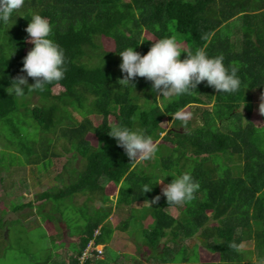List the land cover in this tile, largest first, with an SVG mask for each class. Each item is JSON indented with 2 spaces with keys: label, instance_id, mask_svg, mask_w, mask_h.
<instances>
[{
  "label": "trees",
  "instance_id": "obj_1",
  "mask_svg": "<svg viewBox=\"0 0 264 264\" xmlns=\"http://www.w3.org/2000/svg\"><path fill=\"white\" fill-rule=\"evenodd\" d=\"M34 12L52 25L51 38L65 51L66 72L62 80L43 89L25 88V96L17 97L10 94V85L16 77L26 76L21 72L23 57L33 45L25 29ZM176 33L191 36L188 51L202 48L210 56H222L226 67H237L239 90L219 94L201 83L190 94L174 95L161 106L145 78L137 77L133 84L118 82L124 76L118 52L134 47L143 55L154 41ZM28 83L34 80L28 78ZM256 91L264 94V0H25L8 24L0 23V138L5 124L10 126V145L35 166L62 156L51 150L53 137L38 145L23 132L14 115L25 112L49 135L64 138L67 151L84 161L79 169L67 160L62 178L68 176L70 183L56 199L90 192L104 201L94 208L67 264H80L91 239L110 244L115 231L108 220L112 207L105 204L110 201V184L119 187L118 207L138 206L143 216L145 210L152 212L149 226L136 229L147 253L145 264L197 263L200 246L220 258L200 264H244L248 241L264 253V125L251 119ZM32 96L40 98L37 104H31ZM186 108L190 109L186 122L175 120L169 130L163 126ZM92 114L102 117L98 125ZM113 126L143 129L154 144L162 139L161 145L169 150L161 165L171 175L191 171L200 187L195 199L183 205L181 217L166 210L171 205L164 198L151 204L160 195L156 179L117 146L109 135ZM90 134L97 138L96 145ZM47 173L34 172V179L42 182L51 175ZM145 185L152 190L143 193ZM37 196L14 209L33 208L40 201V212L54 199L50 188ZM130 226L126 220L119 228L128 231ZM232 243L242 251L231 248ZM94 254L83 264H106L108 255Z\"/></svg>",
  "mask_w": 264,
  "mask_h": 264
},
{
  "label": "rangeland",
  "instance_id": "obj_2",
  "mask_svg": "<svg viewBox=\"0 0 264 264\" xmlns=\"http://www.w3.org/2000/svg\"><path fill=\"white\" fill-rule=\"evenodd\" d=\"M173 38L176 40L181 53L188 51L192 46V39L189 34L176 33ZM173 96L162 97L157 94L156 98L159 104L163 106ZM254 96L255 107L251 119L257 125L263 126L264 114L260 112V104L264 102L262 99L264 94L256 91ZM39 100L38 96L30 98L32 105L37 104ZM64 109L67 108L64 107ZM183 113L187 118L190 117L189 108L183 110ZM76 116L78 117V115ZM14 118V121L21 125L23 132L38 145L50 143L53 137L54 142L51 150L62 156L55 160L49 159L46 162H40L39 165L35 166L34 163L28 161L29 158L26 155L18 153L17 146L10 145L9 136L13 134V131L10 126L5 124L3 136L0 138V264H67L65 262L76 254L75 251L80 245V235L84 232L90 218L94 217V208L104 202L103 198L88 192L84 195L82 193L76 194L66 199H56L57 192L63 190L70 183V180L67 179L68 176L64 181L62 178L66 173L64 166L67 160L71 159V165L79 169L83 168L84 161L80 156L75 157L74 151H67L66 148H69V144L64 138L54 134H50V136L25 112L14 115ZM90 118L96 125L102 120L101 116L95 114L90 115ZM0 122L2 121L0 120ZM169 124L172 128V120L166 121L163 126L169 130ZM1 125L3 126V124ZM182 128L184 127L182 126ZM55 134H60V132ZM164 135L165 133L162 134V136ZM90 139L95 145L97 144V138L93 134H90ZM162 142L163 140L160 139L155 143L157 150L150 159L139 162L138 169H142L155 177L160 190V197L166 199L161 190L171 182L172 176H170L171 172L163 169L161 165V157L167 154L169 150L161 145ZM164 144L169 147L172 146L170 142H164ZM71 165L69 167H72ZM49 171L51 175L47 176L46 180L38 182L34 179V172H41L42 175H45ZM3 178L4 181H1ZM160 180L163 182L158 183ZM49 188L54 199L50 200V203H45L40 212L38 207L42 203L40 201L34 202L33 208L14 209L15 205L38 200L37 194ZM118 191L119 187L113 184L107 187L110 201L105 204L112 207L108 220L115 231L110 244L105 245L103 253L98 258H104L108 255L106 264H145L147 253L145 247L141 245L142 242L137 236L136 231L138 230L136 229L142 225L143 228L149 226L152 221V212L145 210V216H143V212L139 211L141 208L138 206L118 207ZM182 207L183 205H171L166 207V210L175 217H181ZM126 220H129L131 226L128 231H123L119 226ZM134 226L135 228H133ZM191 242L192 240L188 239L186 244L189 245ZM244 248L248 258L244 264H251L250 260L264 259V253L255 246L254 241L246 242ZM105 250L108 253L106 255H104ZM198 250L199 261L197 263L219 262L218 254H212L202 246ZM197 263L191 262L190 264Z\"/></svg>",
  "mask_w": 264,
  "mask_h": 264
},
{
  "label": "clouds",
  "instance_id": "obj_3",
  "mask_svg": "<svg viewBox=\"0 0 264 264\" xmlns=\"http://www.w3.org/2000/svg\"><path fill=\"white\" fill-rule=\"evenodd\" d=\"M24 3L25 0H0V23L8 24L12 14L21 9ZM25 31L28 34V42L33 47L23 57L21 72L26 73V76L16 77L10 85V94L17 97L25 96V88L43 89L46 85L62 80L66 72L65 51L51 38L52 25L49 20L40 13L34 12ZM118 53L122 58L119 68L124 74L118 82L125 85L133 84L131 82L135 78H145L151 82V91L162 97L190 94L201 83H205L219 94H231L237 92L241 84L238 68L226 67L222 56H210L201 48L195 52L186 51L181 58V51L172 37H163L154 41L143 55L135 51L134 47H128ZM28 78H32L34 83L29 85ZM260 112L264 114V102L260 104ZM172 117V121L186 122L188 119L183 111L174 113ZM109 135L116 140L118 147L123 148L132 163L150 159L157 150L156 145L143 129L133 130L128 127L113 126L109 129ZM170 176L173 179L161 190L167 205L182 206L193 201L200 185L194 180L191 171L186 170ZM163 180L158 183H162ZM151 190L152 186L147 185L142 189L143 193ZM160 198L158 194L151 204L158 203ZM97 231L100 233V230ZM99 233H95V236ZM91 241L105 249L104 244H96L95 239ZM229 246L237 252L242 251L236 243ZM83 262L81 261L80 264ZM258 264H264V259L259 260Z\"/></svg>",
  "mask_w": 264,
  "mask_h": 264
},
{
  "label": "built area",
  "instance_id": "obj_4",
  "mask_svg": "<svg viewBox=\"0 0 264 264\" xmlns=\"http://www.w3.org/2000/svg\"><path fill=\"white\" fill-rule=\"evenodd\" d=\"M99 233V231H96V234ZM94 252L98 253V256H100L103 253V247L95 245L94 241H91L88 245V247L85 249L81 261L83 262L85 259L90 257L91 255L94 254Z\"/></svg>",
  "mask_w": 264,
  "mask_h": 264
}]
</instances>
